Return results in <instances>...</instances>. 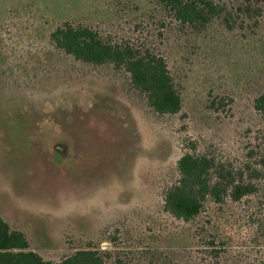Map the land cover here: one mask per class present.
<instances>
[{
    "label": "rangeland",
    "instance_id": "obj_1",
    "mask_svg": "<svg viewBox=\"0 0 264 264\" xmlns=\"http://www.w3.org/2000/svg\"><path fill=\"white\" fill-rule=\"evenodd\" d=\"M260 19L245 36L217 20L195 33L157 0H0V217L44 261L88 243L109 264H264L238 204L188 222L162 209L190 146L239 163L264 133L252 108L264 90V8ZM63 21L159 53L181 110L157 114L123 69L54 47L49 32Z\"/></svg>",
    "mask_w": 264,
    "mask_h": 264
},
{
    "label": "trees",
    "instance_id": "obj_2",
    "mask_svg": "<svg viewBox=\"0 0 264 264\" xmlns=\"http://www.w3.org/2000/svg\"><path fill=\"white\" fill-rule=\"evenodd\" d=\"M157 3L166 17L195 33L217 20L226 30L245 33L244 36L255 33L264 8L252 6L251 0L232 5L223 0H157ZM48 40L78 61L123 69L130 86L142 95L151 111L174 114L181 110L180 85L159 53L125 40L112 41L88 24L68 21L55 26ZM252 108L264 119V90L253 97ZM258 140L256 144L244 145L239 163L207 152L198 153L195 145L190 146L176 160L178 176L163 191L162 209L188 222L196 220L211 204L219 214L221 211V216L228 207L238 204V219L244 222L247 245L264 244V133ZM208 222L211 224L212 219ZM207 244H213V238ZM107 258L109 254L87 243L73 248L58 261H44L30 247L23 232L0 217V264H109Z\"/></svg>",
    "mask_w": 264,
    "mask_h": 264
}]
</instances>
